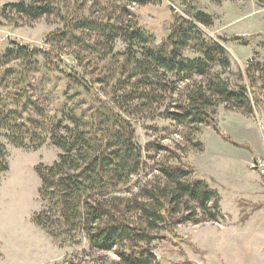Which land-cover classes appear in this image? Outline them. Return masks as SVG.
<instances>
[{
	"label": "trees",
	"instance_id": "1",
	"mask_svg": "<svg viewBox=\"0 0 264 264\" xmlns=\"http://www.w3.org/2000/svg\"><path fill=\"white\" fill-rule=\"evenodd\" d=\"M107 1L144 6L161 0ZM178 1L185 9L182 14H175L159 45L136 25L91 19L70 21L62 31L49 36L48 44L56 47L62 44V49L69 50L76 60H80L81 52H96L102 58L108 57L112 55L114 42L121 39L128 45L127 63L133 66L134 73L129 81L137 78L131 92L122 96L118 93L125 91L128 82H118L107 101L91 103L86 110L88 114L63 109L62 118L50 127L51 130L42 122L45 108L32 100L27 84L37 69L34 58L44 55L54 59V51H42L11 41L9 48L0 54V131H4L5 137L16 147L37 149L49 140L61 152L51 167L36 168L44 211L35 216L34 223L55 239L81 236L91 249L113 251L118 258L117 264H158L151 244L160 238V232L172 234L179 225L216 222L222 218L218 193L204 181L192 180V169L157 144L149 145L146 150L157 154L164 152V159L153 168L157 176L137 189L131 198L118 195L146 167L145 151L135 143L134 130L123 118L121 109L135 101L160 103L170 94L172 104L165 116L179 126L205 124L215 127L212 114L219 104L252 113L247 89L244 86L234 89L212 72L215 67L223 70L229 67L224 48L206 40L198 28L199 25L210 27L212 20L195 12L190 6L195 0ZM254 1L264 7V0ZM51 2L21 1L4 8L35 21L53 14ZM125 13L132 22L130 12L125 10ZM84 33L95 34L100 42L91 43ZM134 48L140 52L131 53ZM66 78L67 96L71 88L87 89L80 77L66 74ZM194 78L201 80L195 82ZM180 82H192V85L187 84L174 99ZM157 92L162 95L161 99L155 96ZM78 93L74 90L68 99ZM171 160L176 163L172 164ZM5 170L2 160L0 173Z\"/></svg>",
	"mask_w": 264,
	"mask_h": 264
},
{
	"label": "rangeland",
	"instance_id": "2",
	"mask_svg": "<svg viewBox=\"0 0 264 264\" xmlns=\"http://www.w3.org/2000/svg\"><path fill=\"white\" fill-rule=\"evenodd\" d=\"M21 1L33 3L38 0H0V54L9 48L11 41L42 51H54V59L44 55L34 58L37 69L27 84L32 100L45 108L46 116L42 122L48 130L62 118L63 109L88 114L86 110L91 103L107 101L118 82H128L119 96L131 92V86L137 84V78L129 81L134 73L133 66L127 63L130 53L128 55V45L121 39L114 42L112 55L108 57L102 58L96 52H81L80 60H76L69 50L62 49V44L57 47L48 44L49 36L62 31L70 21L91 19L136 25L155 45H159L165 39L175 14H182L185 9L178 0H161L144 6L113 4L107 0L88 3L51 0L53 14L31 21L4 8ZM190 6L212 20L210 27L198 26L202 36L219 44L227 53L229 67L224 70L215 67L212 72L234 89L241 86L247 89L252 113L219 104L212 114L215 127L205 124L184 127L165 116L172 104L170 94L160 102L162 95L155 93L160 103L135 101L127 104L121 109L122 116L134 130L135 143L145 151L146 167L118 195L131 198L137 189L157 176L153 168L164 159V152H146L149 145L157 144L192 169V180H202L218 193L221 213L236 208L247 213L262 210L264 203L251 204L244 200L234 201V198L240 187L237 183L240 178L259 174L251 169L250 163L255 158L264 162V7L254 0L218 3L195 0ZM125 10L130 12L132 22L125 16ZM83 36L91 43L100 42L95 34L84 33ZM137 52H140L137 48L131 50V53ZM66 74L80 77L87 86L85 90L71 88L68 96L74 90L79 92L73 99H68L65 94L68 92ZM169 80L176 81L174 78ZM200 80L194 78L195 82ZM178 84L174 99L192 82ZM4 134L0 131V162L3 160L6 165L5 172L0 173V264H117L118 258L113 251L91 249L81 236L55 239L34 223L35 216L44 211L36 168L51 167L61 152L49 140L37 149L16 147ZM171 163L176 161L171 160ZM246 211L240 214L238 225L248 217ZM230 225L231 221L222 215L216 222L179 225L172 234L162 231L160 238L151 244L152 253L158 264H209L206 258L218 255L221 231Z\"/></svg>",
	"mask_w": 264,
	"mask_h": 264
},
{
	"label": "crops",
	"instance_id": "3",
	"mask_svg": "<svg viewBox=\"0 0 264 264\" xmlns=\"http://www.w3.org/2000/svg\"><path fill=\"white\" fill-rule=\"evenodd\" d=\"M263 182L264 178L257 173L240 178L234 201L264 203ZM219 204L222 205L221 200ZM231 204L234 206V202ZM244 211L238 208L231 212L223 210V217L229 219L231 225L221 231L220 252L217 256L209 255L206 258L209 264H264V207L262 210L246 211L248 217L238 225L240 214Z\"/></svg>",
	"mask_w": 264,
	"mask_h": 264
},
{
	"label": "built area",
	"instance_id": "4",
	"mask_svg": "<svg viewBox=\"0 0 264 264\" xmlns=\"http://www.w3.org/2000/svg\"><path fill=\"white\" fill-rule=\"evenodd\" d=\"M251 169L256 170L262 177H264V162L261 159L255 158L251 163H250Z\"/></svg>",
	"mask_w": 264,
	"mask_h": 264
}]
</instances>
